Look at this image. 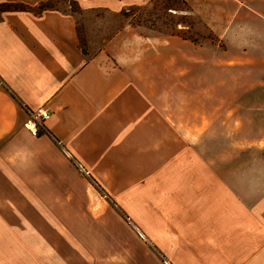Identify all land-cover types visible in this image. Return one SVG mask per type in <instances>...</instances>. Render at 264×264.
Wrapping results in <instances>:
<instances>
[{"label": "crops", "instance_id": "0c3cea01", "mask_svg": "<svg viewBox=\"0 0 264 264\" xmlns=\"http://www.w3.org/2000/svg\"><path fill=\"white\" fill-rule=\"evenodd\" d=\"M10 1L0 0V247L20 255L8 260L264 264V175L238 174L235 168L244 164L222 158H154L165 144L162 66L134 62L133 38L112 48L124 30L89 53L76 42L67 14L36 12L34 2L3 9ZM184 1L207 30L192 40V86L204 88L192 103L205 119L191 133L231 118L237 147H264V0ZM37 108L50 116L35 132L25 123ZM129 166L149 168L137 197L148 201L144 217L127 226L130 239H101L93 224L81 222L87 214L76 203L96 189L77 167L99 182L104 168L111 190L120 168ZM167 166L192 173L160 172ZM229 167L233 174L225 173ZM240 184L252 192L246 195ZM145 208L154 209L149 220Z\"/></svg>", "mask_w": 264, "mask_h": 264}, {"label": "rangeland", "instance_id": "374dc122", "mask_svg": "<svg viewBox=\"0 0 264 264\" xmlns=\"http://www.w3.org/2000/svg\"><path fill=\"white\" fill-rule=\"evenodd\" d=\"M136 1L138 3L132 1L133 3L124 6L121 0H11L3 3L2 8L23 9L27 7L25 2H34L35 6L32 9L36 12L49 9L67 14L74 21L76 42L89 53L103 49L109 37L124 30L127 34L119 33V38L114 41L112 48L120 50L125 42L133 38L134 62L159 63L162 66L163 82L159 91L165 112V144L162 152L159 151L154 158L179 160L182 163L189 162L192 158H222L244 164L235 168L238 174L260 173L264 175V147H237L239 138L236 135V122L231 118L227 121L223 119L225 120L222 123L224 126L215 120L216 125L208 129L203 126L197 128V132L191 133L192 125L197 123V120L205 119L202 113L204 109L199 110L200 106L196 107L197 104L192 103V95L204 94V88L192 86V40L199 41L200 36L207 34L200 18L192 14V9L184 0ZM96 4L102 5L94 7ZM213 39L212 41H215ZM158 44L162 45L159 46V57L155 51ZM141 49L144 50L143 53H140ZM216 75L213 73V76ZM142 89L147 91L149 87L144 83ZM225 93L232 96L234 90L227 88ZM214 105L216 104L209 103L208 107ZM35 110H30L29 116ZM44 121L38 123L30 121L35 132L42 129ZM152 153L149 151L150 158L153 157ZM242 161H251L253 164ZM232 167H229V171L225 173L233 174L230 171ZM77 168L83 176L90 180L97 192L93 196L78 199L76 207L79 205L78 210H83L87 214L81 222L87 225L93 224L95 234L99 232L101 239H130L132 235L130 236L131 231L127 226L139 224L144 217L141 214V206L147 204L148 201L137 197L141 196V182L145 179L142 171L149 168L139 166L120 168L124 170V173L116 176L114 180L116 183H113L114 188L111 190L107 183L111 181L109 176L103 175L104 168L101 173H98L103 184L92 172ZM159 169L165 174L177 173V171L181 174L192 173L190 172L192 168L183 166L179 168L167 166ZM242 185H245L246 195L252 192L247 184ZM263 191L264 182L261 183V192ZM145 209L150 211L145 216V220H149L153 217L154 209L152 212L151 208ZM89 210L91 213L88 215ZM11 252L9 248L0 247V264H29L28 261H9V258H17L20 255L16 253L15 257L9 256Z\"/></svg>", "mask_w": 264, "mask_h": 264}, {"label": "built area", "instance_id": "2783aa9c", "mask_svg": "<svg viewBox=\"0 0 264 264\" xmlns=\"http://www.w3.org/2000/svg\"><path fill=\"white\" fill-rule=\"evenodd\" d=\"M50 116L49 112L47 110H44L42 108H38L35 111H32L30 113V119L28 121V123H31L30 121H32L33 123H38L41 121L46 120L48 117ZM27 126V123H26Z\"/></svg>", "mask_w": 264, "mask_h": 264}, {"label": "bare ground", "instance_id": "6f19581e", "mask_svg": "<svg viewBox=\"0 0 264 264\" xmlns=\"http://www.w3.org/2000/svg\"><path fill=\"white\" fill-rule=\"evenodd\" d=\"M27 125H28V123H27ZM31 127H33V126H31Z\"/></svg>", "mask_w": 264, "mask_h": 264}]
</instances>
